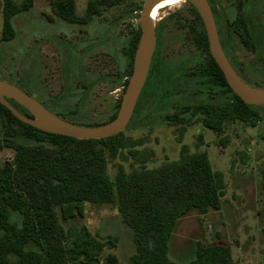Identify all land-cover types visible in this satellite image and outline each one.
Instances as JSON below:
<instances>
[{"label":"rangeland","instance_id":"374dc122","mask_svg":"<svg viewBox=\"0 0 264 264\" xmlns=\"http://www.w3.org/2000/svg\"><path fill=\"white\" fill-rule=\"evenodd\" d=\"M53 1L33 0L32 9L13 20L16 37L2 42L4 0H0V81L17 86L70 123L85 127L108 123L125 94L124 78H131L127 46L139 27L146 0H125L88 25L63 21ZM217 2L216 12L225 9L232 26L228 31L226 22L221 24L230 52L237 61H255V54L244 46L242 21L251 5L247 0ZM191 6L184 2L164 8L154 22L159 37L153 66L160 69L150 81L155 93L146 99L143 90L133 119L121 133L125 146L115 157L107 155L108 176L115 187L120 168L127 174L136 168L153 170L176 161L184 148L189 153H207L213 169L225 180L222 207L182 219L171 241L169 259L190 264L198 244L224 245L232 249L233 264H264V106L256 107L261 121L254 126L228 121L220 136L203 126L200 113H194L199 103L231 106L232 99L212 91L199 77L207 54L192 39L197 25ZM85 9L86 1L77 0L76 15H84ZM250 10L252 16L254 8ZM257 24L264 29V0H257ZM261 58L260 65L242 72L243 80L256 88H264ZM221 140L224 147L219 145ZM14 155L0 121V167ZM114 197L112 204L83 205V217L61 218L72 235L86 227L100 241L112 242L93 264H134L137 257L134 232L118 210L116 188Z\"/></svg>","mask_w":264,"mask_h":264},{"label":"trees","instance_id":"16d2710c","mask_svg":"<svg viewBox=\"0 0 264 264\" xmlns=\"http://www.w3.org/2000/svg\"><path fill=\"white\" fill-rule=\"evenodd\" d=\"M76 1L55 0L52 7L66 23L88 25L125 0H85L86 9L80 17L75 12ZM32 6L33 0L21 3L4 0L2 42L16 37L14 18L30 11ZM191 7L197 25L192 39L197 40L207 54L199 77L205 79L212 91L232 99L231 106L201 102L194 113L199 112L203 126L219 136L228 121L254 126L261 121L256 107L246 105L229 87L210 53L202 19L195 7ZM250 20V16L244 19L248 36L244 45L249 50L257 48V65H260L261 57L264 58V29L257 24L256 42L254 23ZM140 36L139 26L132 32L127 46L130 77ZM9 102L20 113L31 117L22 106ZM119 108L120 105L118 111ZM0 121L5 127L6 145L15 152L14 159L0 167V264H93L99 261L103 248L112 242L100 241L86 227L72 235L63 227L61 218L68 221L77 215L83 217L85 204H112L115 188L119 213L134 232L137 247L134 264H175L168 254L179 222L193 212L207 215L222 207L225 180L213 169L205 152L189 153L184 148L176 161L153 170L136 168L127 174L120 168L114 187L108 176L107 155L115 157L125 146L123 134L103 140H76L48 134L24 124L2 104ZM97 126L101 125L86 127ZM225 144L221 140L219 145L224 147ZM233 262L230 247L198 244L195 259L190 264Z\"/></svg>","mask_w":264,"mask_h":264},{"label":"water","instance_id":"95a60500","mask_svg":"<svg viewBox=\"0 0 264 264\" xmlns=\"http://www.w3.org/2000/svg\"><path fill=\"white\" fill-rule=\"evenodd\" d=\"M163 0H146L140 17L141 36L134 55L132 75L122 98L116 118L104 125L85 127L70 123L49 111L37 99L17 86L0 81V104L6 107L17 119L42 132L73 138L76 140H103L124 133L136 110L148 79L152 59L156 50L157 38L152 19L154 8ZM195 7L206 30L212 57L233 91L246 105L264 106V88H256L243 81L235 72L220 42L214 15L208 0H184ZM9 101H14L29 112L31 117L20 113Z\"/></svg>","mask_w":264,"mask_h":264},{"label":"flooded vegetation","instance_id":"af4514ba","mask_svg":"<svg viewBox=\"0 0 264 264\" xmlns=\"http://www.w3.org/2000/svg\"><path fill=\"white\" fill-rule=\"evenodd\" d=\"M248 1V4L251 5V7L254 8V11H253V15L251 16V7H249L248 11H244V14L242 16V21H243V25H244V28L246 30V25L244 23V19L246 16H250L251 17V22L254 23V38L257 42V0H247ZM185 1H183L182 3H184ZM208 3L211 7V10L213 12V15H214V19H215V23H216V26H217V29H218V34H219V38H220V42H221V45L223 47V50L228 58V60L230 61L232 67L234 68L235 72L237 73V75L243 80V77H242V72L244 70H246V67H251V66H257V48L255 50H250L251 52H253L256 56V60L253 61V62H248V63H243V62H240V61H237L236 58H234V56L232 55V53L230 52V47H229V43H228V40L226 38V36H224V34L222 33V28H221V24L222 23H225L226 22V25H227V30L229 31L232 26L231 24H228V15H227V12L225 9H222V11L220 13L216 12V8L219 7V4L217 2V0H208ZM260 3V2H259ZM181 4V3H180ZM179 5V4H178ZM238 5L240 6V2H238ZM164 9L163 7H160V9L158 10L157 12V15L158 13L160 12V10ZM157 15H156V18H157ZM156 37H157V44H158V37H159V31L157 30L156 31ZM247 32H246V38H247ZM246 40V39H245ZM245 46V45H244ZM157 45H156V50H157ZM246 49H248L246 46H245ZM156 50H155V53H156ZM249 50V49H248ZM155 53H154V56H155ZM128 55V54H127ZM129 56V55H128ZM154 56H153V59H154ZM130 59V58H129ZM153 59H152V63H151V67H150V71H149V75H148V79L146 81V84L144 86V89H145V98L148 99L150 98L154 93H155V89L154 87H152V84H151V77L152 75H158L159 73V66H153ZM130 63V61H129ZM129 65H127V68H128ZM165 72H167V70H165ZM164 78V77H163ZM165 79V78H164ZM162 79V80H164ZM161 80V81H162ZM125 81H128V77H125L124 78V82L123 83H126ZM244 81V80H243ZM125 88V87H123ZM143 89V90H144ZM143 92V91H142ZM142 94V93H141ZM42 104V103H41ZM135 115V113H134ZM134 117V116H133ZM133 119V118H132Z\"/></svg>","mask_w":264,"mask_h":264},{"label":"bare ground","instance_id":"6f19581e","mask_svg":"<svg viewBox=\"0 0 264 264\" xmlns=\"http://www.w3.org/2000/svg\"><path fill=\"white\" fill-rule=\"evenodd\" d=\"M184 0H163L161 1L153 10L152 12V19H153V22L156 21V15H157V12L158 10L160 9V7H163V8H167V7H172V6H176L180 3H182ZM159 14V13H158ZM158 16V15H157Z\"/></svg>","mask_w":264,"mask_h":264}]
</instances>
